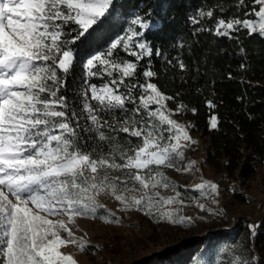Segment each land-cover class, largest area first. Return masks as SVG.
Listing matches in <instances>:
<instances>
[{
    "label": "snow or ice",
    "instance_id": "6c2138e0",
    "mask_svg": "<svg viewBox=\"0 0 264 264\" xmlns=\"http://www.w3.org/2000/svg\"><path fill=\"white\" fill-rule=\"evenodd\" d=\"M252 3L244 15L255 20L220 18L214 34L232 38L242 27L264 37V0ZM243 4L239 0L237 7ZM115 11L114 0H0V264H78L60 249L75 244L86 250L68 224L76 217L95 218L103 207L100 195L113 197L121 210L191 222L172 207L184 201L160 171L193 166L180 167L183 149L194 141L172 118L186 106L168 108L175 97L153 82L157 73L150 67L139 72L141 61L150 64L161 55L147 41L151 14H137L106 48L79 61L74 46ZM199 16L212 18L213 11ZM81 66L82 83L70 89ZM105 77L99 86L90 83ZM207 106L215 107L212 101ZM209 124L217 127L215 115ZM169 188L174 196L160 195ZM192 190L206 196L217 185L201 182ZM108 216L101 219L107 222ZM233 264L246 262L237 257Z\"/></svg>",
    "mask_w": 264,
    "mask_h": 264
},
{
    "label": "trees",
    "instance_id": "16d2710c",
    "mask_svg": "<svg viewBox=\"0 0 264 264\" xmlns=\"http://www.w3.org/2000/svg\"><path fill=\"white\" fill-rule=\"evenodd\" d=\"M114 3L116 11L104 26L74 46L80 63L123 34L137 14L150 13L153 27L146 34L147 41L161 55L152 56L150 64L148 58L141 61L139 72L150 67L157 73L153 82L175 97L167 102L168 108L186 106L180 114L192 123V130L200 131L208 139L209 166L240 178L251 177L256 163L264 161V37L258 33L250 36L242 27L231 33L232 38L217 36L214 31L220 18L254 19V14L244 15L251 12L252 0H244L239 7V0H114ZM201 10H212L213 17L201 18ZM193 18L199 23H193ZM120 56L134 59L122 51ZM180 62L185 65L183 70ZM82 73V66L74 69L75 83L70 80V89L82 83ZM108 79L93 78L90 83L99 86ZM67 95L72 97V91ZM207 101H212L215 107L209 108ZM213 115L217 117L215 129L208 126ZM261 240L264 247L262 233L258 234V246ZM247 264H264V257Z\"/></svg>",
    "mask_w": 264,
    "mask_h": 264
},
{
    "label": "rangeland",
    "instance_id": "374dc122",
    "mask_svg": "<svg viewBox=\"0 0 264 264\" xmlns=\"http://www.w3.org/2000/svg\"><path fill=\"white\" fill-rule=\"evenodd\" d=\"M172 118L194 141L183 149L180 167L193 166L188 171H160L184 201L172 207L191 222L173 224L143 211L121 210L123 205L113 197L100 195L97 200L103 207L95 218L76 217L68 224L75 239L86 242V250L69 244L61 252L72 255L78 264H233L237 257L247 264L264 257L263 239L257 243L258 234H264V161L256 163L247 179L212 168L206 161L208 139L192 130V123L180 113ZM201 182L215 183L217 192L202 196L193 191ZM159 191L164 197L175 195L171 188ZM102 216H108V221ZM253 224L255 228L250 227Z\"/></svg>",
    "mask_w": 264,
    "mask_h": 264
}]
</instances>
